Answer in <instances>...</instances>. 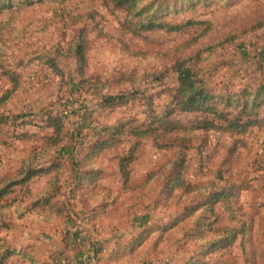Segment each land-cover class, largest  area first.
Returning a JSON list of instances; mask_svg holds the SVG:
<instances>
[{"label":"rangeland","instance_id":"1","mask_svg":"<svg viewBox=\"0 0 264 264\" xmlns=\"http://www.w3.org/2000/svg\"><path fill=\"white\" fill-rule=\"evenodd\" d=\"M0 7V262L77 232L78 264H264V0ZM178 65L214 112L176 105Z\"/></svg>","mask_w":264,"mask_h":264},{"label":"trees","instance_id":"2","mask_svg":"<svg viewBox=\"0 0 264 264\" xmlns=\"http://www.w3.org/2000/svg\"><path fill=\"white\" fill-rule=\"evenodd\" d=\"M112 1L115 2L119 7L127 5V4L129 5L130 3H131V8L133 7V0H112ZM5 8L6 7H0V10L5 9ZM139 26H141L144 31H151L156 28L155 25H151V24L147 26L139 24ZM183 67H184L183 65H178L176 67V73H177V102H176V105L178 107L180 106V109L185 112H194V111L214 112V110L210 109V107L207 106V103L211 101L213 98L210 92L204 88L203 84L199 80L195 79V76L191 72L190 69L189 70L183 69ZM262 89H264V87H262ZM159 123H160L159 127L162 128L163 123L160 121ZM256 123L258 122L257 121H246V123L240 124L239 126L227 124L226 128L229 130H234V132H237V133H243L244 131H246L248 128H250ZM133 161H134V158L132 157L130 153L127 155V157L123 158L120 161L119 174L120 176L122 175L121 179H124V182H126L125 180L128 179V177H126L127 171L125 170L127 167L130 166V164ZM31 176L32 175H27V177H25L21 181L20 185L27 183L26 181H29ZM6 194H7L6 191H1L0 198L5 197ZM56 195H57V192L55 191V188L50 184L49 190L46 192L45 196H43V198H41L38 201L39 206L47 207V208L52 207L51 204H52V201L55 199ZM216 203H218V199L214 197L213 200L210 201L209 206L211 205L215 206ZM68 242H70L71 245L74 244L73 245L74 248H77L79 246L78 244L80 242L78 241L76 232L72 233V241L70 240ZM229 244H231L230 241L229 243L222 245L221 248H226ZM69 246L70 244L66 245V247H69ZM93 256H96L94 252H93ZM91 257H92V254H91ZM5 258H6V255H4L1 259H5ZM3 262L4 261H1L0 264H3Z\"/></svg>","mask_w":264,"mask_h":264},{"label":"crops","instance_id":"3","mask_svg":"<svg viewBox=\"0 0 264 264\" xmlns=\"http://www.w3.org/2000/svg\"><path fill=\"white\" fill-rule=\"evenodd\" d=\"M88 240H89V236L88 235H86L85 237H84V239L82 240V241H80V242H82V244L83 245H81V246H78L77 248H74L73 247V249H72V247L71 246H69L68 248L66 247V246H59V247H57L56 246V250H54V251H57V253H56V255H59V258H60V260L62 261V264H78V259H75L73 256H75V254L76 253H88V255H93V252L94 251H96L95 249H93L94 247V245L93 246H89L88 244H87V242H88ZM62 243V242H61ZM85 244V245H84ZM55 247V246H54ZM92 247V248H91ZM24 250V249H23ZM26 250V249H25ZM24 252V251H23ZM29 252V251H28ZM29 253H31V252H29ZM25 256L26 257H28V254H23V256H22V258L21 259H23L22 260V262H21V264H29V262L27 263L26 261H25ZM29 258V257H28ZM78 258V257H77ZM84 262H85V260H84ZM84 262H82L81 264H84ZM32 264H47V263H42V262H39V263H37V261H34V262H31ZM49 264V263H48Z\"/></svg>","mask_w":264,"mask_h":264},{"label":"built area","instance_id":"4","mask_svg":"<svg viewBox=\"0 0 264 264\" xmlns=\"http://www.w3.org/2000/svg\"><path fill=\"white\" fill-rule=\"evenodd\" d=\"M76 234H77V238H78V241H79V242L83 240V239H82L83 237H85L84 234H83V235H80V234L78 235L77 232H76ZM83 261H84V260H82V262H83Z\"/></svg>","mask_w":264,"mask_h":264}]
</instances>
